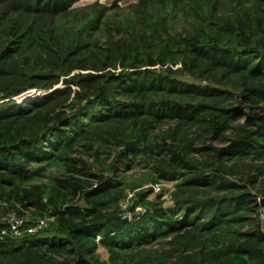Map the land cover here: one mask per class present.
<instances>
[{
  "label": "trees",
  "instance_id": "obj_1",
  "mask_svg": "<svg viewBox=\"0 0 264 264\" xmlns=\"http://www.w3.org/2000/svg\"><path fill=\"white\" fill-rule=\"evenodd\" d=\"M80 1L0 0V264H264V0Z\"/></svg>",
  "mask_w": 264,
  "mask_h": 264
},
{
  "label": "rangeland",
  "instance_id": "obj_2",
  "mask_svg": "<svg viewBox=\"0 0 264 264\" xmlns=\"http://www.w3.org/2000/svg\"><path fill=\"white\" fill-rule=\"evenodd\" d=\"M138 0H100L99 3H101L103 6L108 7L111 9H114L115 11H122V10H126L129 8V6H131L132 4H135ZM96 3V0H82L79 3L76 4V7L79 9H88L92 6H94ZM42 93L39 91H31L28 92L26 94H23L21 96L18 97L19 101L24 100V98H27L29 96L31 97H38L40 96ZM58 172L57 167H53L50 169V173L52 174H56ZM140 172V169L136 168V169H132L129 172H127L128 175H132L135 176ZM142 172V171H141ZM174 185L175 183L173 182H163L160 185H155V186H146L145 188L150 189L153 188V194L150 196L151 198H155L159 195H161L162 199L165 200L166 202V206L170 207L173 205V203L170 200V193L171 191L174 189ZM133 195H130V198ZM131 204L129 203V201H126L123 204V208L126 209L128 208V205ZM138 210H141V208H138ZM264 213V210H262ZM49 225V224H48ZM100 255L102 257V259H108V252L105 249H100Z\"/></svg>",
  "mask_w": 264,
  "mask_h": 264
},
{
  "label": "built area",
  "instance_id": "obj_3",
  "mask_svg": "<svg viewBox=\"0 0 264 264\" xmlns=\"http://www.w3.org/2000/svg\"><path fill=\"white\" fill-rule=\"evenodd\" d=\"M24 211V210H23ZM26 211V210H25ZM28 213V212H26ZM131 218V216H128ZM52 220V219H48V220H40L39 221V225L40 227H47L48 224H49V221ZM27 218L26 217H23V216H13L10 220H9V223H10V226H11V229H12V232L14 234H19L20 233V230L21 228L24 226V224L27 222ZM36 231V228L35 229H32L31 232H35Z\"/></svg>",
  "mask_w": 264,
  "mask_h": 264
}]
</instances>
